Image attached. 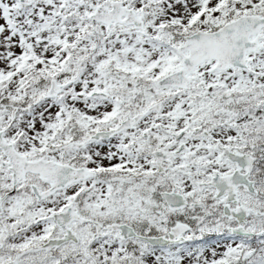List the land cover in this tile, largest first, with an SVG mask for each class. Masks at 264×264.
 Returning <instances> with one entry per match:
<instances>
[{"label":"snow or ice","instance_id":"1","mask_svg":"<svg viewBox=\"0 0 264 264\" xmlns=\"http://www.w3.org/2000/svg\"><path fill=\"white\" fill-rule=\"evenodd\" d=\"M0 264H264V0H0Z\"/></svg>","mask_w":264,"mask_h":264}]
</instances>
